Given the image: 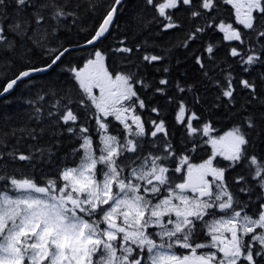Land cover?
Masks as SVG:
<instances>
[{
  "label": "snow or ice",
  "instance_id": "snow-or-ice-1",
  "mask_svg": "<svg viewBox=\"0 0 264 264\" xmlns=\"http://www.w3.org/2000/svg\"><path fill=\"white\" fill-rule=\"evenodd\" d=\"M76 49L0 115V264H264V0H0V98Z\"/></svg>",
  "mask_w": 264,
  "mask_h": 264
},
{
  "label": "trees",
  "instance_id": "trees-1",
  "mask_svg": "<svg viewBox=\"0 0 264 264\" xmlns=\"http://www.w3.org/2000/svg\"><path fill=\"white\" fill-rule=\"evenodd\" d=\"M101 2H103V0H101ZM183 15V14H181ZM226 15V14H225ZM120 23V22H118ZM185 27H188L187 22L185 23ZM123 31V26L121 25L120 28H116L113 29V31L105 38L103 39L100 43L97 44V47H104L105 50H108L110 47H112L115 44V41L113 40V37H119L121 35ZM147 34V32L145 33ZM184 33H169L167 37H165V39L167 40H172V43H175V39H173L174 36H179V37H183ZM57 36L59 37V39L57 41L53 42V45L57 44V43H64V41L67 39L69 41L72 42H76L77 41V36L75 33V30L73 29L72 34L71 35H67L65 32L61 31L59 33H57ZM209 37L211 38L212 42L218 41V40H222V35L220 33H210L208 36H204L202 40H197L195 43H193L191 45V49H189V51H191L192 49H201L203 48V41H206L209 39ZM137 39H142V37H137ZM79 41L82 42L83 41V36L79 37ZM131 42V40L129 41V43ZM229 45L226 43L224 46H221L217 52H216V56L218 59H222L226 53L227 47ZM231 46H235V42H232ZM88 51H90V49L88 50H84L81 51L79 49H76L73 51V53L70 56H65L64 59L57 65L55 66L52 70H50L49 72H42V73H38V74H34L33 79L31 81V84H27V82L25 84H21L19 85L15 91L13 92V94L11 96H6L4 98H0V115H2L3 120H13L14 123H20L21 121L18 119L14 118V114H22L23 112L27 111L28 106L24 103V101L29 97V89H31L32 92H35L39 89H41L44 86H47L51 83H53L54 81H59L61 83L65 82L68 79V74L66 72L63 71V67L64 65L67 64V62L71 59L74 63L77 62L79 60V57L81 56H87ZM181 53L183 50H180ZM197 54H200L199 52ZM109 64H112L114 66H119L121 63V58L119 55L116 56H112L109 58ZM231 63V61H229ZM32 63L36 64L37 66L41 65V60L39 59V57L35 58ZM188 64L190 65V67H188L187 69V73H186V78L191 82L193 80H198L199 79V74H198V69L197 67L192 64L191 61L188 62ZM223 68H227V64L222 65ZM235 70V74L237 76V79H239L240 75H243V73L240 70L239 65H235L234 67ZM258 70H264V69H258ZM151 71V69L149 70ZM219 72V69L217 70V73ZM4 75V73L2 71H0V78H2ZM8 76H11V72L7 73ZM32 85H34L35 87H32ZM66 86V85H65ZM201 91H203V88H201ZM215 95V89L214 88H210L208 90L207 96L205 97V103L203 105H201V108H206L210 102L212 97ZM240 90L238 89L237 92V96L238 99H240ZM3 100H8L10 101V103L5 104L2 101ZM48 101L46 100L45 102V106L47 107ZM236 107H239V104L236 105ZM199 110V109H197ZM223 109H220L219 112H222ZM219 112H217L216 114V119H220V115ZM145 115H147V113H145ZM173 116H174V112L172 114H170L168 116L169 119V124L170 127H172L174 121H173ZM205 118H207V114H205ZM0 125H2V121H0ZM222 124H217L216 127H221ZM175 135H176V139L179 140L180 139V129L176 128L175 129ZM201 155H203V153H201ZM237 172L240 171V169L236 170ZM235 173H229V176H234Z\"/></svg>",
  "mask_w": 264,
  "mask_h": 264
},
{
  "label": "water",
  "instance_id": "water-1",
  "mask_svg": "<svg viewBox=\"0 0 264 264\" xmlns=\"http://www.w3.org/2000/svg\"><path fill=\"white\" fill-rule=\"evenodd\" d=\"M35 74H37V73H35Z\"/></svg>",
  "mask_w": 264,
  "mask_h": 264
}]
</instances>
